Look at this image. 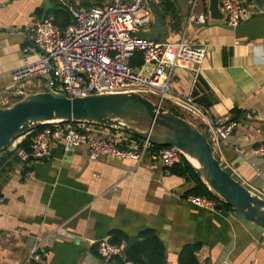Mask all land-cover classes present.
Wrapping results in <instances>:
<instances>
[{
	"label": "crops",
	"instance_id": "obj_1",
	"mask_svg": "<svg viewBox=\"0 0 264 264\" xmlns=\"http://www.w3.org/2000/svg\"><path fill=\"white\" fill-rule=\"evenodd\" d=\"M171 1L176 14L165 9L167 0H149L152 26L167 31L160 41L184 37L209 44L197 79L189 69H176L172 93L192 94L216 123L237 122L231 143L217 157L264 197V161L252 156L253 147L264 142V11L251 7L248 18L233 28L210 18L209 0ZM106 2L0 0V107L46 90L47 78H12L26 57H38L33 41L37 21ZM202 14L205 22L199 23ZM26 47L31 49L26 52ZM3 155L0 264H25L37 242L45 264H118L99 256L98 242L114 230L131 239L149 228L164 242L167 264H179V252L188 243L201 244L199 264H264V227L235 211L190 203L186 193L194 183L168 172L150 155L141 162L115 156L93 161L86 145L67 152L62 142L29 164ZM28 169L36 171L35 180L27 178Z\"/></svg>",
	"mask_w": 264,
	"mask_h": 264
},
{
	"label": "built area",
	"instance_id": "obj_2",
	"mask_svg": "<svg viewBox=\"0 0 264 264\" xmlns=\"http://www.w3.org/2000/svg\"><path fill=\"white\" fill-rule=\"evenodd\" d=\"M220 1L222 9L228 11L225 21L233 28L248 18L251 7L257 8L252 6L254 1L251 4L243 0ZM72 13L74 20L65 27L56 23L54 16L36 22L33 41L38 57L35 61L24 59L23 65L12 72L14 82L44 77L56 92L69 97L134 91L149 99L154 98V102L161 106L172 101L184 118L206 127L216 156L231 143L236 121L216 123L196 103L192 94L181 96L173 94L171 89L176 69H189L194 72V81L197 79L207 57L208 43H191L184 37L173 42L141 39L138 34L150 30L153 23L149 0H107L87 10L73 9ZM197 22L204 23L205 16H198ZM30 49L26 47L25 51ZM137 51L143 52V62L134 67L131 60ZM43 126L31 136L30 151L19 144L32 130L12 141L9 150H15L23 163L29 164L31 156L41 158L51 154L59 142L67 152L86 145L88 157L93 161L115 156L141 162L150 155L154 160H161L166 167H172L181 161L183 155L173 146L151 150L149 140H139L122 129L95 122L56 121ZM252 156L264 161V142L253 147ZM26 176L35 180L36 171L28 169ZM244 184L252 189L248 183ZM187 200L209 209L216 206L206 197L189 195ZM111 238V235L106 236L98 242V254L106 262H111L115 256H123L128 243L116 244ZM45 255L41 242H37L25 264H45ZM126 264L136 263L128 261Z\"/></svg>",
	"mask_w": 264,
	"mask_h": 264
},
{
	"label": "water",
	"instance_id": "obj_3",
	"mask_svg": "<svg viewBox=\"0 0 264 264\" xmlns=\"http://www.w3.org/2000/svg\"><path fill=\"white\" fill-rule=\"evenodd\" d=\"M264 11V0H253ZM210 18L225 21L228 11L220 0H209ZM45 17H43L44 19ZM166 29L154 24L138 35L160 40ZM82 120L116 127L160 146H173L196 159L202 179L233 210L264 227V197L232 176L215 155L205 126L196 125L139 92L93 94L69 97L56 92L50 83L45 91L28 93L0 107V151L30 130L56 121ZM47 156V155H46ZM31 158H34L31 156ZM139 240L132 237L126 250Z\"/></svg>",
	"mask_w": 264,
	"mask_h": 264
},
{
	"label": "trees",
	"instance_id": "obj_4",
	"mask_svg": "<svg viewBox=\"0 0 264 264\" xmlns=\"http://www.w3.org/2000/svg\"><path fill=\"white\" fill-rule=\"evenodd\" d=\"M246 4L253 3V0H243ZM165 9L168 12L176 14V7L171 0H167ZM55 22L60 26L65 27L74 20L73 13L69 9H64L62 11L56 12ZM143 62V52L137 51L133 59L131 60L132 66L136 67L141 65ZM155 101L154 98H150ZM175 114L183 117V113L174 105L167 106ZM236 111L233 110L232 113ZM44 126H39L32 129V133L26 135V137L21 141L19 147H24L27 151H30V139L31 136L38 133L43 129ZM125 133L131 135L132 137L144 140L143 138L135 135L131 132ZM168 146H160L152 143L151 150H158ZM7 154L8 156H16L15 150H9V148H4L0 151V156L2 154ZM5 156L0 157V180L2 176L3 163ZM223 167L234 177V173L229 170L225 165ZM166 170L172 174L178 175L180 177H187L194 185L187 191L186 196L194 195L206 197L209 200L215 202V208L223 211H234L233 208L225 203L217 194H215L209 186L204 182L201 177L199 170L184 156L179 163L174 164L172 167H166ZM237 178V177H236ZM238 179V178H237ZM111 240L113 243L119 244L122 241L129 242L130 238L119 230H114L111 235ZM139 240L131 248L124 251L123 256H115V260L118 264H126L130 261L136 264H167V250L164 242L160 238L158 232L154 229H146L139 234ZM200 243H188L183 246L179 252V264H199L196 253L200 250ZM98 251V245H97Z\"/></svg>",
	"mask_w": 264,
	"mask_h": 264
},
{
	"label": "bare ground",
	"instance_id": "obj_5",
	"mask_svg": "<svg viewBox=\"0 0 264 264\" xmlns=\"http://www.w3.org/2000/svg\"><path fill=\"white\" fill-rule=\"evenodd\" d=\"M187 156H188V158L190 159V161H191L192 163H194L195 165H198V162L196 161V159L190 157L189 155H187Z\"/></svg>",
	"mask_w": 264,
	"mask_h": 264
},
{
	"label": "rangeland",
	"instance_id": "obj_6",
	"mask_svg": "<svg viewBox=\"0 0 264 264\" xmlns=\"http://www.w3.org/2000/svg\"><path fill=\"white\" fill-rule=\"evenodd\" d=\"M167 106H169V105H167V104H165V105H164V107H166V108L168 109V107H167ZM169 110H170V109H169ZM196 123H197V121H196Z\"/></svg>",
	"mask_w": 264,
	"mask_h": 264
}]
</instances>
